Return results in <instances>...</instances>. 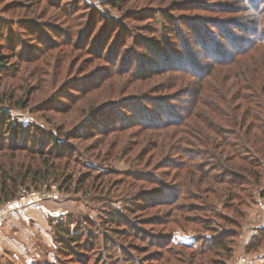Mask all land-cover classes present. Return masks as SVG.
Here are the masks:
<instances>
[{
	"label": "rangeland",
	"instance_id": "374dc122",
	"mask_svg": "<svg viewBox=\"0 0 264 264\" xmlns=\"http://www.w3.org/2000/svg\"><path fill=\"white\" fill-rule=\"evenodd\" d=\"M48 1L0 0L1 20L22 18L25 22L32 21L31 31L27 36L16 34V40L20 41V46L16 48L14 54H11L13 57H10V62L7 64V69L10 70H0V95H4V101L0 104V114L5 112L9 115L12 120L10 128L20 127L21 131L16 142L13 136L3 135L0 131V162H6L9 157L6 154L12 153L4 151V148L11 144L26 145L36 150L41 148L55 150L66 152V154H73L74 150L75 160L72 159L74 161L69 170H74V175H82L87 173V167L90 166L88 172L91 182L97 189L83 193L72 191L75 189L73 186L67 192L65 189H60L54 179L50 180L48 187L44 186L40 190L27 189V187L19 189L16 198L0 204V264H92L101 253L89 248L87 253L83 252L84 259L78 257L70 259L69 254L64 253L58 245L60 236L55 233L54 227L57 224L66 227L65 223L75 221L82 226L84 223L97 225L96 230L100 229L101 218L106 214L108 205L118 209L123 206L122 202L116 199L119 195L114 189L116 187L111 189L110 196L102 192V185H106V181L109 180L112 186L114 182L120 180L121 175L118 174L129 171L155 174L162 179L160 182L168 183L165 186L169 192L166 199L171 200L176 195V184L179 182V179L178 182H174V176H177V173L173 171L172 174L169 173L171 175H167L168 172H166L171 167L168 163L175 164L177 161L175 157L177 150L173 148L176 146L175 141H172L169 147L165 144L170 139H165V131H171L172 128L161 129L162 131L157 128L152 131L149 125L155 123L156 126L159 123L171 122L175 124L181 121L180 117H175L176 109L181 108L185 101L191 100L190 94L185 92L189 89L184 90L185 85H183L190 81V77L184 75L186 78L183 80L184 76L178 72L186 69V72L192 74L195 71L194 67L200 63L207 66L208 62L205 58L213 48L215 49L212 45L213 39L217 40V35L223 34L230 39L232 38L230 33L239 38V40L232 38L237 46L242 45L241 39L254 38L253 35L246 37L247 29L241 34L242 27L253 15L248 11L251 6L245 4V0H215L218 7L211 14L204 16L205 25L201 27L199 25L196 28L193 26V29L197 31L196 34L187 32L183 20L187 17L193 20L199 16L203 17V14L198 11L190 13L179 7L192 0H135L136 3H145L143 9L147 13L142 14L143 21L128 24V27L132 28L131 31L128 30V39L119 46L113 47L112 53L119 58L117 66L131 68V71L146 72L145 74L159 71L164 67L171 72L159 77L156 74L154 78L145 76L134 82L127 76L115 78L113 81L119 83L122 90L111 94L105 106L89 114L90 103L88 105L87 100L90 96L81 95L66 101V93H73L75 85L81 87L82 77L95 74V71L102 67L100 65L103 61L96 60L91 63L90 60H86L81 63L78 56L81 50L79 51L75 46L79 44L77 36L82 34L88 26L90 13L96 12V16L100 13L104 18L112 19V17H121L122 12L108 3L110 0ZM204 1L211 0H199V2ZM12 2L20 4L19 10L6 12L5 8ZM222 6H229L231 10L225 12L220 9ZM89 11L90 13H87ZM153 11H157L156 19H150L152 16L150 13ZM222 11L224 14L221 13ZM227 22H231L234 28H238L230 31L228 27H220L218 30L212 26ZM111 26L116 28L113 24ZM135 26L138 28L134 29ZM128 27L124 28L128 29ZM252 28L255 29L254 26ZM174 29L173 33H175L171 37ZM119 33L118 31L117 34ZM236 34H239V37ZM132 35H136L137 41L149 46L147 48L151 50V53L137 47L134 49ZM180 35V40L184 42L185 47L182 44H175ZM158 38L161 39L160 44L155 42ZM222 39L217 40L216 43L219 42L218 44L225 50L232 48V43ZM198 41L206 43L210 48L206 55H202V58L199 44L196 48L194 46ZM80 44L87 45L82 42ZM0 45L5 49L4 44ZM112 46L113 44L109 45L108 53ZM91 47L93 50L98 49L97 51L104 48H100L101 46L95 43V40ZM181 50H184V55L188 59L181 57L178 53ZM103 53L107 55L106 50ZM158 55L162 57L161 62L158 61ZM184 61L187 62L182 64ZM169 62L170 65H165ZM179 67L182 71H177ZM97 76L91 82L96 80ZM183 81L185 83H182ZM174 85L176 87L172 89ZM18 100L25 105L23 108L19 106L20 104H15ZM84 107L86 109H83ZM164 110L170 115L166 116ZM135 111H137L136 114ZM8 121L5 120L4 125L0 118V128L4 125L3 129H7L10 126L7 124ZM112 126L115 128L111 131ZM143 126H146V129L140 130ZM88 134H91V139H85ZM161 144L163 147L158 149ZM76 147H79L78 151L75 150ZM155 148H157L156 151ZM204 150L202 153H207L208 150ZM204 157L207 159L199 158L198 163L206 166V175L215 177V174L219 172L214 173L212 169L217 167L215 165L217 157L214 158L211 154ZM159 167H163L161 170L165 169V175L160 174ZM252 194L253 199L244 198L246 201L242 210L245 217L241 221V232L234 241L231 256L228 258L221 256L222 258L219 259L210 253L205 257L219 264H264V235H260L264 232V179L262 187L253 189ZM182 203H184L183 200L178 202L179 205ZM165 225V229L170 227ZM69 228L71 232L76 227L71 224ZM149 228L146 227L148 231H150ZM172 232L174 245L199 247L201 231L194 227L175 225ZM205 233V237L211 236V233ZM254 236H257L256 242L252 240ZM187 252L190 254L191 250Z\"/></svg>",
	"mask_w": 264,
	"mask_h": 264
},
{
	"label": "trees",
	"instance_id": "16d2710c",
	"mask_svg": "<svg viewBox=\"0 0 264 264\" xmlns=\"http://www.w3.org/2000/svg\"><path fill=\"white\" fill-rule=\"evenodd\" d=\"M244 2L250 4L248 11L253 15L242 27L241 34L247 29L246 37L253 35L254 38L241 39L242 45L237 46L232 38L235 40L239 38L230 33L231 41L223 34L217 35V40L221 38H223L222 41L227 40L232 43V48L225 50L218 44L219 42L216 43L217 40L213 39L212 46L215 47L211 50L213 56L211 53L207 54L210 50L209 45L200 41L195 43V48L199 44L201 58L202 55L207 54L205 59L208 64L204 66L200 63L195 66L196 72L192 74L186 72V69L178 72L180 75L190 77L188 83L184 81L182 83H185L184 90L189 89L185 92L190 94L191 100L185 101L181 108L176 109L175 117H180L181 121L175 124L171 122L159 123L156 126L155 123L149 125L152 131L157 128L160 130L172 128L171 131H165V139L170 138L165 144L168 146L175 141L176 146L173 148L177 150L175 156L177 161L175 164L168 163L171 167L166 172H168L167 175H171L173 171L177 173V176H174L175 183L179 179L176 184V195L171 200L166 199L169 192L165 186L168 183L160 182L162 179L149 172L131 173L129 171L118 174L121 178L112 186L109 180L106 181V185H102L104 195L110 196L111 189L116 187L114 189L119 193L116 199L121 201L123 206L118 209L107 203L109 207L101 218L100 229L96 230L97 225L84 223L82 226L75 221L65 223L66 227L60 224L54 227L55 233L60 236L58 245L64 253L69 254L70 259L75 257L84 259L83 252L87 253L89 248L101 253L92 264H219L205 255L212 253L219 259L221 256L226 258L231 256L234 241L241 232V221L245 217L242 210L246 201L244 198L253 199V189H260L264 179V0H245ZM108 3L122 12L121 17L110 19L104 18L98 12L97 16L96 12L95 14L87 12L90 13V22L85 27L83 35L77 36L79 44L75 45L79 51L81 50L78 55L81 63L86 60H90L91 63L100 60L103 61L100 65L102 67H99L95 74L83 76L80 81L81 87L75 85L73 93H66V101L81 95L90 96L87 100L88 105L90 103L89 114L105 106L111 94L122 90L120 84L113 81L115 78L127 76L134 82L145 76L154 78L156 74L159 77L171 72L164 67L147 75L146 72L131 71V68L117 66L119 58L112 53L113 47L119 46L128 39V30H132L128 24L143 21L142 14L147 12L143 9L145 3H136L135 0H110ZM217 4L215 0L208 2L192 0L182 7L179 6L190 13L198 11L203 14V17L199 16L193 20L189 17L183 20L187 32L196 34L197 31L193 29V26L194 28L199 25L204 26L206 21L204 16L215 11ZM8 5L5 8L6 12H16L20 8L18 3L12 2ZM220 9L225 12L231 10L229 6H222ZM150 14L152 15L150 19H156L157 11ZM6 20L0 19V44H4L5 49L7 47L4 52L5 49L0 45V70L4 71L10 70L7 69V64L10 62V57H13L11 54H14L16 48L20 46V41L16 40V34L27 36L32 27V21L25 22L22 18ZM112 24L116 28L112 27ZM212 26L218 30L220 27H228V30L233 31L234 28L231 22ZM137 28L134 27V29ZM118 31L119 34H117ZM173 31L175 29L172 30L171 37L175 33ZM176 33L178 36V32ZM236 36L239 37V34ZM131 38L134 49L137 47L151 53V50L147 48L149 46L136 40V35H132ZM180 39L181 35L175 44H182L185 47ZM94 40L101 46L100 48H104L99 49L100 51L93 50L91 46ZM80 42L87 45L83 46ZM138 42L139 45H137ZM155 42L160 44L161 39L158 38ZM111 44L113 46L108 53V47ZM105 50L107 55L103 53ZM178 53L181 57L188 59L184 55V50ZM158 58L161 62L162 57L158 55ZM167 64L170 65V62L165 63ZM177 71H182V68L179 67ZM96 76L97 79L91 82ZM186 77L182 79L185 80ZM175 84L178 83L175 82ZM175 87L176 85L172 86V89ZM94 93L96 95H92ZM3 101L4 95H0V104ZM15 104H20L21 108L25 106L20 100ZM164 112H166L165 115L168 113L166 110ZM168 115L170 114L166 116ZM0 118L4 125L6 124L4 121L9 120L7 124L10 125L5 130L3 125L0 131L3 135L13 136L16 142L21 135L20 127L11 129L12 120L5 112L0 114ZM114 128L115 126H112L111 131ZM145 129L146 126H143L140 130ZM124 130L127 131V129ZM88 135L85 139L92 138L91 134ZM162 147L163 144L158 149ZM78 148L76 147L75 150L78 151ZM203 148L208 150L207 153H202ZM4 149L5 152L12 153L6 154L9 156L6 162H0V204L16 198L21 188L40 190L44 186L48 187L52 179L59 184L60 189H65L67 192L73 186L75 189L72 191L83 193L97 189L91 182L88 172L90 166L87 167V173L82 175H74V170H69L75 160L74 150L73 154H66V152L42 148L36 150L17 144H11ZM210 154L214 158L217 157L215 164L217 167L212 169L214 173L219 172L215 174V177L206 175V166L197 161L199 158L207 159L204 155ZM161 168L163 167H159L158 170L160 171ZM163 170L160 174L165 175V169ZM180 200L184 203L179 205ZM162 208L165 209L162 210ZM71 224H74L76 228L70 232ZM165 224L170 227L165 229ZM175 225L192 226L201 231L199 247L174 245L172 230ZM146 227H150V231ZM205 232L211 233V236L205 237ZM260 235L263 236L264 232ZM252 240L256 242L257 236H254ZM190 250V254H187Z\"/></svg>",
	"mask_w": 264,
	"mask_h": 264
}]
</instances>
